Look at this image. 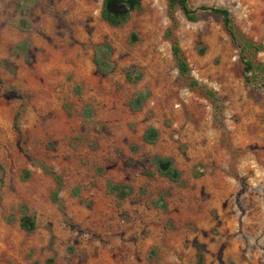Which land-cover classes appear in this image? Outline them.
<instances>
[{"label": "rangeland", "instance_id": "rangeland-1", "mask_svg": "<svg viewBox=\"0 0 264 264\" xmlns=\"http://www.w3.org/2000/svg\"><path fill=\"white\" fill-rule=\"evenodd\" d=\"M104 3L0 0V264H264V90L221 17L142 0L114 26ZM202 5L264 44V0Z\"/></svg>", "mask_w": 264, "mask_h": 264}, {"label": "trees", "instance_id": "trees-1", "mask_svg": "<svg viewBox=\"0 0 264 264\" xmlns=\"http://www.w3.org/2000/svg\"><path fill=\"white\" fill-rule=\"evenodd\" d=\"M168 1L170 16L175 25L177 24L175 18L176 10H180L189 22L198 21L201 14H214L220 16L225 29L240 50L241 61L244 65V76L247 82L264 90V64L256 60L257 54L264 51V44L256 43L248 39L236 25L234 16L230 10L223 7L207 5H202L197 9H193L190 6V0ZM141 6L142 0H105L102 16L104 20L111 25L119 26L128 22L131 13L140 10ZM167 36L172 39L173 53L178 63V71L180 75L188 81L190 88L202 91L207 97L217 103L218 97L216 92L192 77L190 66L182 55L178 41L173 37L170 31L167 33ZM216 108L219 109L220 107L216 104ZM157 139L158 132L155 129L151 128L145 133L144 141L146 143H155ZM159 172L164 177L173 181H178L179 172L172 167L171 160L159 161ZM111 191L122 194L123 190L119 185H112ZM54 200L58 201L57 192L55 193ZM22 226L31 230L34 227V224L32 223L31 225H28L22 222ZM49 264H53V261H49Z\"/></svg>", "mask_w": 264, "mask_h": 264}, {"label": "water", "instance_id": "water-1", "mask_svg": "<svg viewBox=\"0 0 264 264\" xmlns=\"http://www.w3.org/2000/svg\"><path fill=\"white\" fill-rule=\"evenodd\" d=\"M159 165V164H158Z\"/></svg>", "mask_w": 264, "mask_h": 264}]
</instances>
